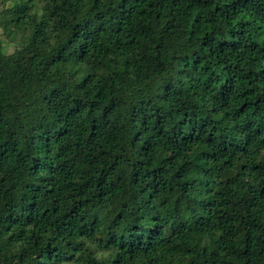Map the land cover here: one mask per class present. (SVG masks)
I'll list each match as a JSON object with an SVG mask.
<instances>
[{"label":"trees","instance_id":"16d2710c","mask_svg":"<svg viewBox=\"0 0 264 264\" xmlns=\"http://www.w3.org/2000/svg\"><path fill=\"white\" fill-rule=\"evenodd\" d=\"M0 4V264H264V0Z\"/></svg>","mask_w":264,"mask_h":264},{"label":"rangeland","instance_id":"374dc122","mask_svg":"<svg viewBox=\"0 0 264 264\" xmlns=\"http://www.w3.org/2000/svg\"><path fill=\"white\" fill-rule=\"evenodd\" d=\"M1 9H2V6H1V4H0V11H1ZM0 40L6 41V42H5V50H6V52H7L8 54L14 52V50H15V46H14L13 44H8V43H7V40H8V39H7L6 36L4 35L2 28H0Z\"/></svg>","mask_w":264,"mask_h":264}]
</instances>
